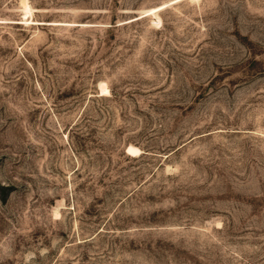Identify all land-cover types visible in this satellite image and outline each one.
Here are the masks:
<instances>
[{
	"label": "rangeland",
	"instance_id": "374dc122",
	"mask_svg": "<svg viewBox=\"0 0 264 264\" xmlns=\"http://www.w3.org/2000/svg\"><path fill=\"white\" fill-rule=\"evenodd\" d=\"M0 264H264V0H0Z\"/></svg>",
	"mask_w": 264,
	"mask_h": 264
},
{
	"label": "bare ground",
	"instance_id": "6f19581e",
	"mask_svg": "<svg viewBox=\"0 0 264 264\" xmlns=\"http://www.w3.org/2000/svg\"><path fill=\"white\" fill-rule=\"evenodd\" d=\"M102 89H103V91H104V90H107V87H105V88H102ZM107 91H108V90H107ZM103 94H104V93H103Z\"/></svg>",
	"mask_w": 264,
	"mask_h": 264
}]
</instances>
